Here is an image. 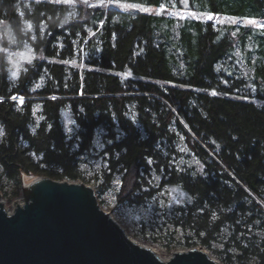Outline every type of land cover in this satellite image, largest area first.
I'll list each match as a JSON object with an SVG mask.
<instances>
[{
  "label": "trees",
  "instance_id": "16d2710c",
  "mask_svg": "<svg viewBox=\"0 0 264 264\" xmlns=\"http://www.w3.org/2000/svg\"><path fill=\"white\" fill-rule=\"evenodd\" d=\"M230 19L264 23V0H0L3 196L79 181L101 208L149 209L168 253L264 264V28ZM26 46L13 80L8 52Z\"/></svg>",
  "mask_w": 264,
  "mask_h": 264
},
{
  "label": "water",
  "instance_id": "95a60500",
  "mask_svg": "<svg viewBox=\"0 0 264 264\" xmlns=\"http://www.w3.org/2000/svg\"><path fill=\"white\" fill-rule=\"evenodd\" d=\"M20 197L11 214L0 204V264H221L202 247L162 259L127 236L79 181L37 178Z\"/></svg>",
  "mask_w": 264,
  "mask_h": 264
},
{
  "label": "rangeland",
  "instance_id": "374dc122",
  "mask_svg": "<svg viewBox=\"0 0 264 264\" xmlns=\"http://www.w3.org/2000/svg\"><path fill=\"white\" fill-rule=\"evenodd\" d=\"M137 8L140 9L141 11L142 9H144V7H141V6ZM147 9L148 11H144V12H151L154 10L153 8H147ZM160 10H162V8H158L157 12H160ZM181 10L182 12L178 14L184 17H189L191 19L192 18L203 19L206 21L216 20L213 17L212 19H208L207 18L208 16L204 17V16L197 15L196 13H193L192 10L188 11L185 8ZM218 19L220 20L221 18H217V20ZM230 20L242 26H253V27L262 28L260 27V25H264L263 22H258L257 20H255V23L253 24H249L248 19H244V20L230 19ZM26 47L23 50L16 49L13 52L11 51L8 52V55H9L8 60L10 62L9 67H11L10 69L12 71H17L21 69V67L27 62V57L29 56L33 57V50L29 47L27 48ZM0 49H1V44H0ZM17 101L19 102L18 99ZM62 123H63V127L66 129L68 133L73 132V122L71 120L69 113L67 112L63 113ZM37 178H46V177H37ZM37 178H34V179H37ZM23 182L25 185V183H28L31 181H23ZM89 186L92 187V185H89ZM174 191L175 190H171L170 192L172 193ZM0 196H1V200L4 201V204H5L4 209L6 211H9V210L12 211V209H14L13 208L14 204H16L20 199V196H19L13 199V201H8V199L4 197L1 192H0ZM179 196H180V199L183 198V195L179 194ZM112 198H113L112 195H109V194L104 195L102 200H104L105 203L103 204L102 209L106 213L112 214L115 220L124 226L128 234L127 236H129L131 239H133L135 242H137L140 245H143L146 247H152V249L156 251L159 257H161L162 259L168 258L170 253H168L166 248L164 247L165 239H164V242L161 239L155 240L154 238H156L157 235L152 234V231L149 227L151 224V221L154 222V215L152 214V212L149 209H146L144 207H134L133 208V207H126L125 205L122 206L120 204H117V202ZM164 236L168 237L169 239L171 238V235L169 233L164 234ZM144 237L148 238V241L143 240ZM188 249L189 248L187 247H178L173 251H185ZM205 251L210 255V253L207 250Z\"/></svg>",
  "mask_w": 264,
  "mask_h": 264
},
{
  "label": "snow or ice",
  "instance_id": "6c2138e0",
  "mask_svg": "<svg viewBox=\"0 0 264 264\" xmlns=\"http://www.w3.org/2000/svg\"><path fill=\"white\" fill-rule=\"evenodd\" d=\"M48 2H51V3H59L60 2V0H48ZM64 2L65 3H69L70 2V0H64ZM90 7H99V6H101L100 4H90L89 5ZM143 11H148V9L147 8H144V9H142ZM208 19H212V16L211 15H209L208 17H207ZM67 19H68V17H65V20L64 21H61V23L63 24V23H65L66 21H67ZM102 23V22H101ZM248 23L249 24H253V23H255V20L254 19H248ZM28 27L29 28H31V25H28ZM260 27H262V28H264V25H260ZM116 38V34L115 33H113V39H115ZM13 42H14V40H13ZM114 46V45H113ZM32 59H34V57H32V56H29V57H27V62L30 64L31 62H32ZM72 63H74V61L72 62ZM25 71H27V70H25ZM127 75H129V76H131V72H129V73H127ZM11 78L13 79V80H17V79H19V74H18V72L17 71H12L11 72ZM225 83H227V81H225ZM32 90H34V89H32ZM82 94V93H81ZM211 94L212 95H216L217 93H216V91L215 90H213L212 92H211ZM0 99H2V98H0ZM11 99H13V100H19V103H23V97H17V96H15V95H13L12 97H11ZM52 99H56V97H52ZM245 99H248L247 97H245ZM51 128V125L49 126V129ZM4 130H3V128L2 127H0V137H3L4 136ZM108 143H111V141L109 140L108 141ZM106 154V153H105ZM149 163H152V161L151 160H149Z\"/></svg>",
  "mask_w": 264,
  "mask_h": 264
},
{
  "label": "built area",
  "instance_id": "2783aa9c",
  "mask_svg": "<svg viewBox=\"0 0 264 264\" xmlns=\"http://www.w3.org/2000/svg\"><path fill=\"white\" fill-rule=\"evenodd\" d=\"M23 184H24V182H22ZM18 204H19V206H21L22 204H23V202H22V199H21V197H20V199H19V201L17 202ZM14 204V206H13V208L15 209V207L18 205V204ZM14 209H12V211H6L8 214H11L12 212H13V210ZM189 250V249H188ZM185 251H187V250H185ZM175 251H172L171 253H170V255L172 254V253H174ZM170 255H169V257H170Z\"/></svg>",
  "mask_w": 264,
  "mask_h": 264
},
{
  "label": "bare ground",
  "instance_id": "6f19581e",
  "mask_svg": "<svg viewBox=\"0 0 264 264\" xmlns=\"http://www.w3.org/2000/svg\"><path fill=\"white\" fill-rule=\"evenodd\" d=\"M0 204H2L3 206H5V204H4V201H2L1 199H0ZM18 204V203H17ZM19 205V204H18ZM156 252V251H155ZM157 254V253H156ZM158 255V254H157Z\"/></svg>",
  "mask_w": 264,
  "mask_h": 264
}]
</instances>
